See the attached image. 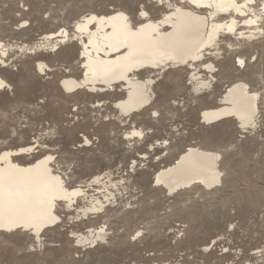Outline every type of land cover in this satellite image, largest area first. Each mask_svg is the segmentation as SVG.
<instances>
[{
	"label": "rangeland",
	"instance_id": "374dc122",
	"mask_svg": "<svg viewBox=\"0 0 264 264\" xmlns=\"http://www.w3.org/2000/svg\"><path fill=\"white\" fill-rule=\"evenodd\" d=\"M142 4L157 16L153 0H0V41L32 45L42 34L58 28L72 31L73 22L82 15L113 9L125 11L135 24ZM22 26L26 27L20 29ZM13 52L2 71L13 90L0 93V150L24 145L38 136L55 147L57 161L74 173L65 177L68 186H73L76 180L96 172H126L128 167L130 171L132 160L154 141L165 139L170 149L159 162L156 155L162 150L137 161L125 202L108 212L107 224L113 232L109 244L86 251L75 248L71 230L87 231L103 220L72 224L71 215L60 206L56 211L63 223L48 229L41 243L23 231L0 234V264H264V35L244 41L239 50L224 52L215 60L216 81L202 94L194 92L187 68L156 76L153 107L159 116L150 118L145 111L132 117L126 127L117 121L103 122L106 114H115L112 103L122 98L121 93L106 97L82 91L63 93L62 78L81 76L79 46H62L52 56ZM37 61L53 71L39 74L34 68ZM240 79L261 95L256 128L243 132L231 120L204 123L199 118L201 111L214 106L226 88ZM97 101L107 103L92 109ZM133 123L152 132L135 149L121 139V132ZM79 133L98 138L97 148L71 149L79 144L75 138ZM191 145L220 152L221 184L213 191L197 187L168 197L152 183L153 174ZM126 200L132 202V210H124ZM138 229L142 237L130 241ZM255 251H261L263 257L253 255Z\"/></svg>",
	"mask_w": 264,
	"mask_h": 264
},
{
	"label": "bare ground",
	"instance_id": "6f19581e",
	"mask_svg": "<svg viewBox=\"0 0 264 264\" xmlns=\"http://www.w3.org/2000/svg\"><path fill=\"white\" fill-rule=\"evenodd\" d=\"M153 1L158 6L157 16L141 8L137 11L135 24L125 11L113 9L82 15L73 22L72 31L65 27L58 28L42 34L40 40L32 45H10L0 41V82H3L0 93L13 90L2 74L8 67L11 52L32 56L38 53L51 55L62 46L74 44L79 46L81 76L62 78L59 86L63 93L68 95L82 91L95 97L121 93L122 98L112 103L115 114H106L103 122L117 121L126 127L132 117L142 112L149 111L150 118L159 116L152 115L158 112L153 107L156 76L172 69L187 68L191 71L190 85L194 92L202 94L212 89V83L216 81L218 70L215 60L221 59L224 52L239 50L244 41H253L264 35V0H252L251 3L246 0ZM140 11L146 15L141 16ZM238 62L244 65L242 57L238 58ZM34 68L45 76L47 71H53L43 61L35 62ZM142 74L145 76L142 77ZM260 96L258 91L251 90L241 79L234 81L214 106L201 111L199 118L207 125L231 120L243 132H249L257 126ZM105 103L107 101L94 102L92 109L101 108ZM149 130L136 127L133 123L121 132V139L135 149L139 140L152 133ZM111 133L114 135V131ZM75 138L79 144L71 149L76 151H90L97 148L96 144L99 143L98 138H92L86 133H79ZM41 140L35 136L29 143L0 150V208L4 216L3 221H0V234L23 231L30 234L35 242L41 243L48 229L63 223L56 211V208L62 206L71 215L72 224L103 220L98 225L88 227L87 231L71 230L70 239L74 247L85 251L109 244L113 232L108 228V212L114 211L128 194L129 177L135 172L137 161L147 160L149 153L162 150L156 155V161L159 162L168 155L170 149L167 140L154 141L149 144L146 152L132 160L130 171L128 167L126 172H120L119 169L96 172L68 186L65 177L68 178V174L73 176L74 173L69 168L64 169L57 161L53 152L55 147ZM220 159L218 151L188 146L172 163L154 172L152 183L168 197L197 187L213 191L221 184ZM40 175H45L48 181L56 185L55 191H49L39 198L27 213L22 209L10 210V188L21 193L29 179ZM131 203L126 200L124 210H132ZM10 220L18 223L27 221L29 226L9 230ZM137 233L140 235L136 236ZM142 234L138 229L129 240L135 242ZM134 236L136 239H133ZM208 250L209 246L205 248V251Z\"/></svg>",
	"mask_w": 264,
	"mask_h": 264
},
{
	"label": "snow or ice",
	"instance_id": "6c2138e0",
	"mask_svg": "<svg viewBox=\"0 0 264 264\" xmlns=\"http://www.w3.org/2000/svg\"><path fill=\"white\" fill-rule=\"evenodd\" d=\"M163 2V0H161ZM247 3H251L252 0H246ZM144 5H141V8H143ZM117 15H123V13H118ZM141 16H145L146 13L144 11H140ZM94 19V18H93ZM241 64L243 61L240 62ZM0 86H3V82H0ZM153 116H158V112H153ZM252 127H255V124H252ZM137 133H133V135H136ZM56 185L52 184L50 181L47 180L45 175H40L37 177H33L28 180V182L25 185V188L23 192L17 193L12 191L10 188L9 190V200H8V207L10 210L13 209H22L25 213L28 212V210L33 206L34 203L38 201L39 198H42L47 192L49 191H55ZM20 197L17 199V197ZM4 216L2 212V208H0V221H3ZM10 228L9 230H12L13 227L19 228V227H28L27 221L24 223H18L16 220H10ZM0 227H2V223H0ZM103 231V229H101ZM140 233H137L136 236H139ZM136 236L133 237V239H136Z\"/></svg>",
	"mask_w": 264,
	"mask_h": 264
},
{
	"label": "built area",
	"instance_id": "2783aa9c",
	"mask_svg": "<svg viewBox=\"0 0 264 264\" xmlns=\"http://www.w3.org/2000/svg\"><path fill=\"white\" fill-rule=\"evenodd\" d=\"M253 255H256L258 258H262L263 256H262V253H261V251H255L254 253H253ZM246 264H250V263H246Z\"/></svg>",
	"mask_w": 264,
	"mask_h": 264
}]
</instances>
